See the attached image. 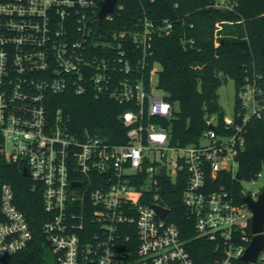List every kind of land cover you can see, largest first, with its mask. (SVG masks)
I'll use <instances>...</instances> for the list:
<instances>
[{
    "label": "built area",
    "instance_id": "obj_1",
    "mask_svg": "<svg viewBox=\"0 0 264 264\" xmlns=\"http://www.w3.org/2000/svg\"><path fill=\"white\" fill-rule=\"evenodd\" d=\"M102 1L0 0L2 152L6 160L25 163L48 217L42 230L50 254L32 264H195L162 203L163 181L177 182L180 175L186 179L183 204L198 235L224 248L214 264H238L254 238L248 232L253 213L243 198L257 200L262 192L245 184L254 185L260 172L242 182L241 200L224 182L239 169L245 128L255 119L264 122V76H247L233 115L208 117L198 142L173 144L170 129L154 122L175 115L156 93L158 69L146 84L133 76L126 56L129 36L147 53L155 23L144 19L137 31L108 36L101 24L113 19L118 4L99 24ZM165 23L169 32L172 24ZM68 92L133 103L121 116L127 142L75 132L61 108L53 116V104ZM14 196L4 185L0 264L24 259L33 239ZM155 205L169 210L165 218ZM255 264H264V249Z\"/></svg>",
    "mask_w": 264,
    "mask_h": 264
},
{
    "label": "trees",
    "instance_id": "obj_2",
    "mask_svg": "<svg viewBox=\"0 0 264 264\" xmlns=\"http://www.w3.org/2000/svg\"><path fill=\"white\" fill-rule=\"evenodd\" d=\"M119 0L111 21L101 28L111 36L115 31H137L144 19L155 23L150 48L145 54L126 41V56L134 65V77L148 84L150 72L156 64L157 88L174 108L172 118H154L171 131L173 144L184 146L196 143L206 130V120L224 115L219 90L228 79L235 81L236 105L239 92L247 76L257 72L264 76V0ZM166 21L172 24L168 32ZM221 22V30L215 32ZM160 31V32H159ZM143 61L142 67L135 66ZM61 108L64 118L70 119L75 132H89L112 144L127 142V127L122 114L134 108L133 103L76 96L68 92L53 104L52 114ZM246 143L238 155L235 177L225 176V185L242 199V182L264 171V122L253 120L246 128ZM0 136V219L1 196L4 185L11 187L14 202L24 212L33 233L24 259L17 264L41 263L50 254V245L42 230L47 215L42 193L33 188L31 178L24 176L25 163L6 160ZM162 202L170 209L168 221L180 230L181 239L195 264H214L224 257V248L215 241L198 235L193 220L183 204L186 179L163 181ZM251 234V227L248 228ZM238 264H250L239 260Z\"/></svg>",
    "mask_w": 264,
    "mask_h": 264
},
{
    "label": "water",
    "instance_id": "obj_3",
    "mask_svg": "<svg viewBox=\"0 0 264 264\" xmlns=\"http://www.w3.org/2000/svg\"><path fill=\"white\" fill-rule=\"evenodd\" d=\"M118 2L119 0H103L101 2V9L98 12L99 24L102 23L107 15L114 12ZM86 70L89 72L88 69ZM24 176H29L26 167L24 168ZM243 201L247 203L253 213L251 218V231L254 234V238L247 247L244 253L245 255L242 256V260L250 264H255L260 252L264 249V189L257 200H253L251 196H246L243 198ZM154 208L157 214L162 218H165L169 211L167 208L159 205H155Z\"/></svg>",
    "mask_w": 264,
    "mask_h": 264
},
{
    "label": "rangeland",
    "instance_id": "obj_4",
    "mask_svg": "<svg viewBox=\"0 0 264 264\" xmlns=\"http://www.w3.org/2000/svg\"><path fill=\"white\" fill-rule=\"evenodd\" d=\"M220 2V5H225L227 2L226 0H218ZM221 22H218L216 24V31L221 30L222 26H221ZM156 70L160 68V65L156 64L155 65ZM157 74H154L153 76V82L154 84L157 83ZM235 81H233L232 79H228L227 82L225 84H223V86L220 88L219 90V94H220V104H222V107L224 109V114L231 116L234 113V108H235V102H236V86H235ZM157 94H162L163 92L161 90H157L156 91ZM8 152H11L12 149L11 147L7 148ZM169 152V156H170ZM247 189L250 190H256V191H262L264 188V171L260 172V176L257 177V179L255 180L254 185L252 183H246L245 184Z\"/></svg>",
    "mask_w": 264,
    "mask_h": 264
}]
</instances>
